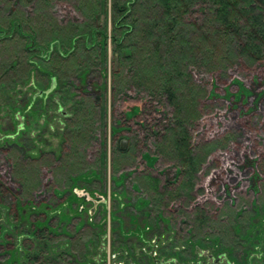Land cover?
Returning a JSON list of instances; mask_svg holds the SVG:
<instances>
[{
	"label": "rangeland",
	"instance_id": "374dc122",
	"mask_svg": "<svg viewBox=\"0 0 264 264\" xmlns=\"http://www.w3.org/2000/svg\"><path fill=\"white\" fill-rule=\"evenodd\" d=\"M102 2L106 57L55 77L48 93L59 54L48 63L32 53L26 73L19 44L0 48V264H264V58L219 66L187 53L170 102L152 90L161 76L140 88L119 68L110 0ZM198 8L185 18L202 22ZM12 17L31 24L23 30L40 47L85 21L75 0H0V20ZM12 60L20 63L4 72ZM113 70L124 73L123 92ZM180 148L192 151L190 168Z\"/></svg>",
	"mask_w": 264,
	"mask_h": 264
},
{
	"label": "trees",
	"instance_id": "16d2710c",
	"mask_svg": "<svg viewBox=\"0 0 264 264\" xmlns=\"http://www.w3.org/2000/svg\"><path fill=\"white\" fill-rule=\"evenodd\" d=\"M75 3L79 11L85 15L84 23L72 30L74 34L65 35L59 40L49 39L44 44L46 47L38 45L37 37L31 30L32 34L23 30L25 26L30 28L31 24L22 23L16 17L5 20L6 22L0 20V48L7 42L19 44V48L26 53L25 68H23L26 73L29 67L34 65L29 58L30 55L38 50L41 51L39 59L42 62L49 63L54 52L56 55L59 54L61 60L64 59L63 63L61 61L58 63L55 59L50 66L54 76L46 93L54 88L55 77L61 75L59 79L63 80L68 78L69 73L80 71L77 64H80L81 70L85 66L93 69L94 66L101 65L102 55H106L108 37L102 25L96 24V19L104 7L102 0H75ZM109 4L113 15V34L110 38L114 60L118 59L119 68L133 72L129 80L133 81L132 84L137 83L140 88L145 87L147 80L151 82L153 75L161 76L160 83L153 82L151 85L155 87L152 90L160 95L165 94L170 102H173V98L178 95L176 91L182 76H186V69L189 66V61L186 60L188 57L185 56L187 53L197 61L202 60L203 64L210 65L217 61L220 62L219 66L229 58L232 62L236 61L239 55L252 63L264 58V0H110ZM194 5H199L200 14L206 12L205 19L200 23L185 18ZM76 29L79 34L76 35L77 37L74 36ZM15 35L20 36L19 40ZM223 37H225L224 42H221ZM76 38H81L80 44L79 42L75 44ZM163 43L165 48L170 43H175L177 46L174 48L170 45L173 51L167 53V49L161 48ZM224 50L227 54L223 53ZM65 58L71 62V69L64 68L68 66L65 64ZM18 63L20 60H12L8 65L2 66V70L4 72L14 70ZM74 65L76 66L72 67ZM169 67L172 68L166 70ZM211 68L213 69L210 66ZM123 74L113 70V77L117 82L115 87L121 92L126 89V79ZM70 88L73 87L70 85ZM45 92L39 91L38 96L44 95ZM69 97L72 95L70 94ZM82 104L83 102H80L79 105H75L77 110H80ZM179 124L182 127L176 130L174 144L180 147V144L187 139L184 133L187 129L183 123ZM178 155L187 166L193 163L190 149L184 153L180 148ZM5 161L11 164L10 171L11 169L17 171L18 161L13 159L12 162L9 158ZM43 169L50 172L47 167ZM43 179L41 176L38 179L39 197L45 193L43 189L46 184ZM3 188L0 184V190ZM17 188L12 187L13 194L20 193V186L18 185ZM203 214L204 211L200 210L198 215ZM43 231L39 229L37 236L43 238Z\"/></svg>",
	"mask_w": 264,
	"mask_h": 264
},
{
	"label": "water",
	"instance_id": "95a60500",
	"mask_svg": "<svg viewBox=\"0 0 264 264\" xmlns=\"http://www.w3.org/2000/svg\"><path fill=\"white\" fill-rule=\"evenodd\" d=\"M53 86H54V83H53ZM124 147H125V142L122 141L121 144H120V148L124 149Z\"/></svg>",
	"mask_w": 264,
	"mask_h": 264
}]
</instances>
